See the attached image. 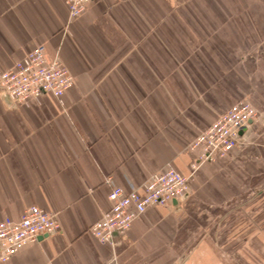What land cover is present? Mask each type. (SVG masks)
Returning a JSON list of instances; mask_svg holds the SVG:
<instances>
[{
	"label": "crops",
	"instance_id": "1",
	"mask_svg": "<svg viewBox=\"0 0 264 264\" xmlns=\"http://www.w3.org/2000/svg\"><path fill=\"white\" fill-rule=\"evenodd\" d=\"M254 10L101 0L70 20L63 0H0V71L43 45L74 78L60 99L15 102L0 90V221L35 206L60 228L0 264H234L224 252L264 253V30ZM241 100L262 118L225 157L198 164L190 143ZM166 165L188 179L186 196L100 244L89 228L110 208L111 186L139 189Z\"/></svg>",
	"mask_w": 264,
	"mask_h": 264
},
{
	"label": "built area",
	"instance_id": "2",
	"mask_svg": "<svg viewBox=\"0 0 264 264\" xmlns=\"http://www.w3.org/2000/svg\"><path fill=\"white\" fill-rule=\"evenodd\" d=\"M96 1L101 0H63L68 19L80 17ZM73 83L74 78L67 67L57 56L49 57L43 45L0 71V89L5 97L15 102L44 95L60 99ZM260 118L262 114L249 101L241 100L201 131L190 143L189 149H199L198 164L214 162L236 147L239 132L248 122ZM187 190L188 179L168 165L152 174L139 189L124 191L111 186L108 194L110 208L90 226L89 232L100 244L111 247L114 236L130 229L148 208L182 199ZM59 230L55 215L35 206L26 209L19 220L0 221V263L7 262L39 236L57 234Z\"/></svg>",
	"mask_w": 264,
	"mask_h": 264
},
{
	"label": "rangeland",
	"instance_id": "3",
	"mask_svg": "<svg viewBox=\"0 0 264 264\" xmlns=\"http://www.w3.org/2000/svg\"><path fill=\"white\" fill-rule=\"evenodd\" d=\"M239 2L241 4L246 3L249 5H254L255 10L253 12L249 13V19L251 18L250 15H252L254 17V20L257 23H260L261 30H264V0H239ZM242 19H245V18L240 17V20H242ZM241 30L246 31L245 33L250 32L249 29H245V28H242ZM257 30L258 29H256V31ZM261 35L264 36V32H262ZM255 36H256V38L259 37V36H257L256 32H255ZM257 40H259V39H257ZM262 45H264V44L262 43ZM241 238H243V237L241 236ZM238 239H240V236H238ZM241 243H242L241 240H237L238 245H240ZM238 251H240V249ZM224 254L226 255V257L229 256L228 254H233V256L235 258V261L233 262L234 264H264V258H263L264 253H257V252H255L253 254L249 253V256H250L249 260H247L245 254L241 255V253H239V254L235 253V255H234V252H231V253L224 252Z\"/></svg>",
	"mask_w": 264,
	"mask_h": 264
}]
</instances>
